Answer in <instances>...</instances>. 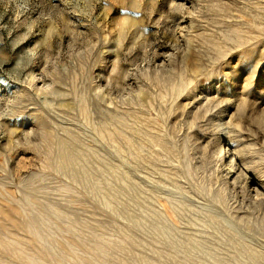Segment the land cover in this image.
I'll return each instance as SVG.
<instances>
[{"label": "rangeland", "instance_id": "1", "mask_svg": "<svg viewBox=\"0 0 264 264\" xmlns=\"http://www.w3.org/2000/svg\"><path fill=\"white\" fill-rule=\"evenodd\" d=\"M0 264H264V0H0Z\"/></svg>", "mask_w": 264, "mask_h": 264}]
</instances>
